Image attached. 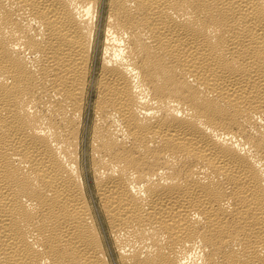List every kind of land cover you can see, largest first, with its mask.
<instances>
[{
	"label": "bare ground",
	"instance_id": "bare-ground-1",
	"mask_svg": "<svg viewBox=\"0 0 264 264\" xmlns=\"http://www.w3.org/2000/svg\"><path fill=\"white\" fill-rule=\"evenodd\" d=\"M0 264H264V0H0Z\"/></svg>",
	"mask_w": 264,
	"mask_h": 264
}]
</instances>
